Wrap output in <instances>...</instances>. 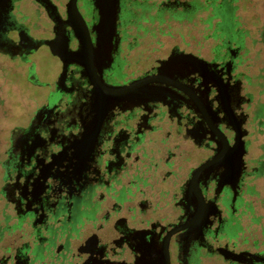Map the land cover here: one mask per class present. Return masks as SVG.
<instances>
[{
  "label": "flooded vegetation",
  "instance_id": "af4514ba",
  "mask_svg": "<svg viewBox=\"0 0 264 264\" xmlns=\"http://www.w3.org/2000/svg\"><path fill=\"white\" fill-rule=\"evenodd\" d=\"M232 1L0 0V264H264Z\"/></svg>",
  "mask_w": 264,
  "mask_h": 264
},
{
  "label": "rangeland",
  "instance_id": "374dc122",
  "mask_svg": "<svg viewBox=\"0 0 264 264\" xmlns=\"http://www.w3.org/2000/svg\"><path fill=\"white\" fill-rule=\"evenodd\" d=\"M236 6V27L244 44V65L240 71L246 75L244 93L250 95L252 105L248 109L251 121L247 125L250 132V145L246 162L250 167L259 168L257 175L249 180L252 190L248 197L247 215L241 219L244 228L243 237L251 243H258V249H264V0H233ZM44 50V49H43ZM47 54L41 57V64L58 63ZM39 62V60H38ZM24 66L10 62L0 55V151L3 148L6 131V117L10 116L11 106L21 97L15 93L18 84L24 79ZM30 93L38 94L40 89L29 85ZM260 113H254V111ZM0 170V178H1Z\"/></svg>",
  "mask_w": 264,
  "mask_h": 264
},
{
  "label": "water",
  "instance_id": "95a60500",
  "mask_svg": "<svg viewBox=\"0 0 264 264\" xmlns=\"http://www.w3.org/2000/svg\"><path fill=\"white\" fill-rule=\"evenodd\" d=\"M242 140V134L239 132V130H237V137H236V141H237V144H236V147H238V149L240 150L239 154H238V164H237V167H238V170L241 171V168H242V164L244 162V150H245V147H244V144L243 142L244 141H239ZM261 262H264V257H261L260 259Z\"/></svg>",
  "mask_w": 264,
  "mask_h": 264
}]
</instances>
